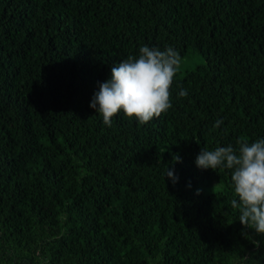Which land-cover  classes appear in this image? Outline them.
Segmentation results:
<instances>
[{"label":"trees","instance_id":"obj_1","mask_svg":"<svg viewBox=\"0 0 264 264\" xmlns=\"http://www.w3.org/2000/svg\"><path fill=\"white\" fill-rule=\"evenodd\" d=\"M144 45L181 54L172 108L109 127L92 98ZM241 138L264 139V0H0V264H264L231 170L196 164Z\"/></svg>","mask_w":264,"mask_h":264},{"label":"clouds","instance_id":"obj_2","mask_svg":"<svg viewBox=\"0 0 264 264\" xmlns=\"http://www.w3.org/2000/svg\"><path fill=\"white\" fill-rule=\"evenodd\" d=\"M181 65V54L174 47L161 51L144 45L138 58L128 56L112 68L111 78L99 85L90 107L102 115L109 127L121 111L140 124H147L172 108L170 90ZM187 95L186 90H180V97ZM222 123L217 120L215 127ZM174 160L179 162V156ZM196 164L201 169L231 170L234 193L239 198V203L237 199L231 201V207L239 209V221L246 229L264 234V139L249 143L241 138L236 147L229 144L211 151L203 148ZM165 171L173 184L178 182L174 169L167 167Z\"/></svg>","mask_w":264,"mask_h":264}]
</instances>
